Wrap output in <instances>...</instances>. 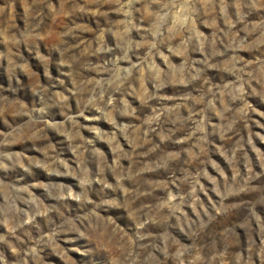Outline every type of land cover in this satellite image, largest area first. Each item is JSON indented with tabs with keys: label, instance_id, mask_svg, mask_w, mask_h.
Listing matches in <instances>:
<instances>
[{
	"label": "rangeland",
	"instance_id": "obj_1",
	"mask_svg": "<svg viewBox=\"0 0 264 264\" xmlns=\"http://www.w3.org/2000/svg\"><path fill=\"white\" fill-rule=\"evenodd\" d=\"M0 264H264V0H0Z\"/></svg>",
	"mask_w": 264,
	"mask_h": 264
}]
</instances>
